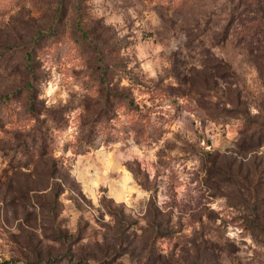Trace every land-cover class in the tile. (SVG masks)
Returning <instances> with one entry per match:
<instances>
[{"label": "rangeland", "instance_id": "rangeland-1", "mask_svg": "<svg viewBox=\"0 0 264 264\" xmlns=\"http://www.w3.org/2000/svg\"><path fill=\"white\" fill-rule=\"evenodd\" d=\"M82 261L264 264V0H0V264Z\"/></svg>", "mask_w": 264, "mask_h": 264}, {"label": "trees", "instance_id": "trees-1", "mask_svg": "<svg viewBox=\"0 0 264 264\" xmlns=\"http://www.w3.org/2000/svg\"><path fill=\"white\" fill-rule=\"evenodd\" d=\"M30 57H31V55L29 56V58H30ZM28 70H29V69H28ZM134 106H135L137 109H140L138 106H136V105H134ZM99 134H103V136H105L106 139H108L109 131H107L106 127H101ZM94 135H95V134H94ZM255 137H256V133H254V137H253V138H255ZM259 139H261V138H259ZM86 146H87V144L85 145V144L80 143L78 148H81V150H82V149H85ZM81 263L86 264L87 262H86V261H82Z\"/></svg>", "mask_w": 264, "mask_h": 264}]
</instances>
